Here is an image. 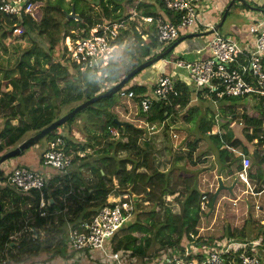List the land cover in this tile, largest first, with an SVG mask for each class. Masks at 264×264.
I'll list each match as a JSON object with an SVG mask.
<instances>
[{"label":"trees","instance_id":"1","mask_svg":"<svg viewBox=\"0 0 264 264\" xmlns=\"http://www.w3.org/2000/svg\"><path fill=\"white\" fill-rule=\"evenodd\" d=\"M31 2L32 16L26 15L20 20L11 21L0 13L1 39L12 36V30L19 27L21 34L18 38L29 43L24 50L17 47L20 53L18 52L19 57L12 68L4 69L0 65L2 74L0 113H3L0 118L4 120L0 131V156L18 146L29 133L35 135L49 126L61 116L62 110L67 106H78L103 94L137 66L164 52L169 46H160L157 42V19L174 25L180 21L179 14L166 10L160 0H31ZM95 2H98L96 6ZM92 4L95 10L92 9ZM72 10L78 19L67 17ZM143 18L152 19L148 27L144 26ZM120 23H123V28L119 30L115 40L114 61L103 69L100 77L88 69L81 71L70 62L63 45L65 38H85L97 24ZM0 47L1 50H5L3 45L0 44ZM262 65L264 71V59ZM142 73L144 71L136 74L129 83L140 78ZM151 89L137 82L123 87L126 93L133 94L131 101L138 107L139 117L149 124H163L176 114L177 109L188 108L183 119L188 124H194L191 129L194 135L190 134V140L185 145L187 153H175L171 146L165 143L162 152L172 154L174 159L168 171H160L152 162L154 160L152 153H155L153 141L143 138V130L130 123L120 122L119 127L114 124V119L119 120L113 112L120 99L117 94L88 106L80 113L86 112L93 116L92 126L99 128V135L95 134L92 137L84 128V132L88 134L84 143L75 139L70 130L65 136H55L64 139L67 154L74 151L71 165L74 161L84 163L78 171L71 172L70 167L64 179L55 174L41 191L20 193L8 186L0 189L3 194L0 198V254L4 250H11L9 248L11 236L26 227L43 230L48 234L44 239L41 236L33 238L31 232H25L19 245L12 248L25 257L10 253L11 264H31L29 260L42 254L46 244H49V247L53 244L55 235H60L61 246L49 254H53L52 257L59 255L68 258L66 257L68 245L64 243L63 234L67 240L70 225L75 226L80 221L89 219L108 205L107 200L110 198L114 183L122 191L121 194H126L128 189L133 195L144 194L152 207L150 211H136L139 201L134 203L136 208L134 215L110 240L113 252L129 251L132 257L144 259L148 257L150 250L157 246L158 250L166 252L172 249L174 253L181 255L188 245L203 251L213 250L218 244L228 243L231 238L237 241L259 242L258 258L260 264H264V225L259 222L258 225L254 223L257 226L256 232L248 231L247 227L250 225L244 224L241 231H245V235L225 234L219 239L211 236L198 237L200 222L208 213L200 210L201 198L204 195L207 197V208H210L212 195L201 193L199 190L198 171L188 170L179 165L185 158L191 161L193 152L202 144L203 150L198 156L211 152L214 156L212 170L215 169L216 175L225 179L238 172L241 157L246 156L251 161V168H255L254 172H251V168L248 170L249 179L256 183L254 193L262 192L263 100L246 94L217 99L214 93L209 94L207 89H203L196 98L203 97V100L214 108L207 105L205 111L201 113L197 105L193 108L190 106L192 91L184 84L175 82V89L179 95L171 97L169 104L153 100L150 111L143 114L139 103L142 98L151 97ZM7 108L10 109L9 116L5 114ZM80 113L67 124H71ZM17 119L19 123L16 126L11 125V121ZM235 122L244 125L243 135L249 143L259 148L253 157L249 156L239 142L233 140L231 125ZM108 128H114L118 137L112 138ZM164 130L167 138L168 125ZM53 135L54 133H51L46 138L47 141L55 138ZM93 138L97 145H92ZM96 146L99 147L95 149ZM87 149L93 150V155L79 157L78 153ZM236 150L238 154L234 153ZM28 151L29 149L21 155ZM124 152L128 153L127 158L118 157V154ZM23 167L33 171L32 168ZM83 167L91 172L97 181L88 184V180L82 176ZM15 168L17 167L10 171L8 169L5 173L8 175ZM174 173H177V176H173ZM3 176L4 173L0 171V179ZM41 199L46 202L43 210H39ZM5 203L10 204V209L5 208ZM174 204L178 205V214L171 211ZM41 212H46V216L40 217ZM231 215L234 219V215ZM141 216H144L145 223L141 221ZM61 250H64V253H61ZM239 253V249L234 253V264H240L237 259Z\"/></svg>","mask_w":264,"mask_h":264},{"label":"built area","instance_id":"2","mask_svg":"<svg viewBox=\"0 0 264 264\" xmlns=\"http://www.w3.org/2000/svg\"><path fill=\"white\" fill-rule=\"evenodd\" d=\"M160 1L166 10L180 16L177 25L157 19L156 39L160 46H170L178 39L180 31L183 30L212 31L211 39L205 44V47L209 49V58L205 60L196 58L191 62H185L178 58L173 60V65L176 68L187 72L188 83H186V87L192 91V95L196 98L197 94L203 89H207L209 94L214 93L217 99L224 96L254 95L257 99L263 100L264 108V71L262 65L264 59V14L260 20L252 23L249 27V33L253 37V46L244 48L233 39L221 36L218 31L214 30V26L201 22V13L208 7L206 0ZM32 9L31 0H0V13L11 21L14 19L20 20L21 17L26 15L32 16ZM142 20L145 23L152 22L151 18H143ZM121 28H123V23L97 24L90 30L88 37L65 38L66 44L64 47L69 55L70 62L78 66L81 71L88 69L100 77L103 69L114 61L116 53L115 40ZM18 33L21 34V29L15 27L12 30V35ZM164 62L169 61L166 58ZM117 95L120 99L132 100L133 98L132 93H126L123 89ZM178 95L172 77L161 73L154 78L151 97L141 99L139 103L141 112L147 114L153 100L169 104L170 98ZM144 126L149 131L159 132L164 130L167 125L166 122L163 124L145 122ZM108 132L112 138L118 137V133L114 128H108ZM71 161V154L65 152L64 139L62 137L53 138L48 143L47 152L43 155V165L55 170L57 173L67 174L71 167ZM250 166V159L242 156L240 169L236 174L237 181L239 180L244 184L248 183L247 172ZM64 177L62 178L64 179ZM53 178L46 179L38 172L25 167H17L7 175L3 185L20 193H28L32 190L41 191L46 182ZM107 203L108 205L101 208L89 219L68 227V262L66 264H84L85 260L93 261L94 264L96 262L91 255L94 251L102 255L107 261L106 264H133L129 251H112L110 240L131 218V214L134 212V202L127 194L118 195L116 198L110 194ZM111 204L113 206H110ZM206 205L207 197L204 195L200 203L202 212H205ZM45 207L46 202L41 199L39 210H43ZM39 216L45 217L46 212H41ZM38 231L40 230L26 227L24 230L14 233L11 238L17 235L21 237L25 232H31L32 237L37 238L39 236ZM259 247L260 243L257 241L246 242L235 239H230L228 243L218 244L217 248L213 250L203 251L195 246L188 245L181 255H177L171 250L172 253H167L160 262L153 264H234L235 258L233 256L238 249L240 253L237 255V259L240 264H260L257 253ZM200 251H202V254ZM3 252L0 254V264H11L8 254L5 255ZM190 256L193 258L190 259Z\"/></svg>","mask_w":264,"mask_h":264},{"label":"rangeland","instance_id":"3","mask_svg":"<svg viewBox=\"0 0 264 264\" xmlns=\"http://www.w3.org/2000/svg\"><path fill=\"white\" fill-rule=\"evenodd\" d=\"M209 1L210 0H206V2H209ZM237 1H239V0H237ZM91 6H92V9L95 10L94 5L92 4ZM207 6H208V4H207ZM242 11H244L242 8L240 9V8H237L236 6H234L230 10L229 15H227L226 21L224 22V24L221 27V29L218 31L221 36L229 37L230 33L228 32V28H229V23H230L231 20L237 22L239 25L240 24L241 25H243V24L248 25L249 19L246 17V13H247V15H250V14L251 15H255V12L252 13L251 11H246L245 10L246 12H244V14H242ZM149 24H151V23H149ZM144 26L148 27L146 25H144ZM201 32H203V31H201ZM19 35H20V33L12 35V36H9V37H7L5 39H1V36H0V44L3 45L4 48H5V50H1L2 48L0 47V65L2 67H4V69H8V68L10 69V67L12 68L14 66L15 62L17 61V59L19 57L18 55L20 53V51H17L18 50L17 49L18 46L21 48V50H24V49H26L29 46V43L26 40H22V39L18 38ZM143 39H144V37H143ZM195 40H192V41L188 40L187 41V39H186V40L180 42L176 46V48L174 49V52H175L176 49L178 50V49L181 48V44H183V43L187 44L188 43V45L185 46V50H189L192 53H191L190 56H186V57L182 56V59L185 62H191L193 60H196V58H198V56L195 55V48L199 47L200 44L198 42H196ZM65 44H66V41L64 40L63 41V45H65ZM173 54L174 53H172L167 59H172L173 58ZM164 58H166V57H164ZM150 68L149 67L146 68L144 73H143V75L145 73L149 72ZM1 75L2 74H0V80H1ZM136 82H137V80H133L130 83H128V86H131V85H133ZM8 90H10V88H8ZM203 99H204L203 97H202V99H199V98H195L194 96H192V101H191L190 106L197 105L199 107V110L201 111V113H203L205 111L206 106H207V104H205V101ZM75 107L76 106H74V105L67 106L66 108H64L62 110V114H61L60 117H62L63 115L69 113ZM212 107L213 106H210L209 108H212ZM130 109L133 111V114H132L133 117H138L139 116L138 115V107L131 100L119 99L117 106L113 108V112L117 115V118L119 120H128L129 121L131 119V116L129 115ZM187 110H188V108L177 109L176 114L173 115L169 120H167V122H166V125H168L167 138L165 137V135H166V131L165 130H162V131H159V132H157V131L152 132V131H149L148 129H146L145 126L143 128L139 127L140 129L143 130V137H146V136L150 135L148 138L151 141H166L167 145H168V141H169V143H170L169 145L171 146L172 149H174V148L172 147L171 142H174L176 145H179L178 146V152L187 153L186 152L187 151L186 148H185V151H181L180 150V149H182L181 146H183V144L185 142L190 140V134L194 135V132L191 130V129H193L194 124L193 123L188 124L183 119L185 117L186 113H187ZM9 113H10V109L7 108L5 110L6 116H9ZM2 114L3 113H0V116ZM126 116H130V117H126ZM88 119H91V121L94 120V118H93V116L91 114L86 113V112L80 113V115H78V117L71 124H67L66 123L63 126H61L58 129H56V131L53 132L54 133L53 137L60 136V135L64 136V134L68 131V129L70 131L78 132L79 127H81L79 125L81 122H83L82 126H84V128L90 127V125L87 124L88 123ZM3 121L4 120H2L0 118V124L1 125H3ZM18 123H19L18 119L11 121V125H16ZM215 132H216V130L213 131V133H215ZM30 134L31 133H29L28 135H30ZM46 138L47 137L41 139L40 142L37 145L34 146V148H30L29 149V150H32L33 153L41 155L42 163H43V155L47 152L48 143L51 141V140L47 141L48 139H46ZM94 142L95 141H93V143ZM179 143H181V144H179ZM185 144H184V146H185ZM94 145H97L96 142L94 143ZM154 149H155V151H154L155 153H152L153 154L152 156H153L154 160H152V162L154 163V166L157 167L156 166L157 165L156 164V160L157 161L159 160V163L165 161V164H164L163 167H162V164H160V166L157 167L160 171H164L163 169L167 168L166 165L168 164V162H170V159L165 158V157L163 159L159 158V156L163 154L162 150L160 151L159 155H157V151H156L157 150V146L156 145H154ZM202 150H203V146H202V144H199V146L197 148V153H200ZM70 153H73V151H71ZM81 154H84V152H79L78 153L79 157L83 156ZM196 156H197V158H196ZM71 157L73 159L74 155L71 154ZM118 157L127 158L128 157V153H125V152L124 153H120V154H118ZM11 160L12 159L6 161L4 163V165L1 166V168H3V171H4V176L0 179V187L5 186V185H3L4 181H5L6 177H7V174L5 173V170L7 169L6 166H8V164H10ZM211 160L212 159L209 158V157L208 158H204V156H202V155L198 156L197 154H195L192 157V159H191V161L194 162L195 164H192V162L190 160H187V158H185L184 161L179 163L180 166L184 165L185 169H189V170H195L198 167H201L203 165L206 167V169L201 170L202 172L198 175V183H199V190L200 191L202 190L201 193H206L207 195H209V194L213 195V193L217 189V178H218V176L216 175V170L215 169L212 170V168H211L212 165H213L212 164L213 162L211 163ZM83 164L84 163L82 161H74L73 165H71V169H70L71 172L78 171L79 167H82ZM208 166H210V167H208ZM170 167H171V165H170ZM250 168H251V166H250ZM82 169H83V171H85L84 167ZM44 172L46 174H49L48 171H44ZM139 172H141V170H139ZM199 172H200V170H199ZM208 172H211V173H208ZM57 174L59 175L60 178L65 176V173H63V172L56 173V175ZM206 174L209 175L208 176L209 179L206 177L207 176ZM213 174H215V177H214ZM247 174H248V172H247ZM43 175L46 177L45 174H43ZM173 176H177V173H174ZM108 178H110V177H108ZM236 178L237 177L235 175V179ZM111 180H113V179L111 178ZM115 184L116 183H114V188L112 189V191H115V192H113V193L111 192V194H112V196H114L116 198V196L123 195V194H121L122 191ZM225 184H226V187H229V186H227V185H229V181H225ZM247 185H249V179H248V183L247 184H244V183L238 181V183L235 186V188H233L232 193H228L226 191H223L222 193H220V195L217 197V200L215 201V206L216 207H215V209H213V211L210 212L211 208H209V207L207 208L206 207L205 212H208L206 218H207L209 224L211 223L212 220L215 221V224H214V226L213 225L212 226H208L207 230H203V231H201V233H200V229L201 228H199L198 231L200 233V236H198V237H200V238H208V237L211 236V237H214V238L216 237L217 239H219L225 234L226 235L231 234V235H236V236L245 235V231L242 232L241 229H242L243 225L246 224V223L248 225H250V226L247 227L248 231L249 230L250 231L253 230V232H256L257 231V226H255V224L258 225V223L254 224V222H253V224H252L251 222H249L250 220L247 218V216H248L247 214H246V216H244V218L242 217L243 215L241 216V219L243 221L240 222L239 221V219H240L239 218V213L233 212L234 210L233 211L232 210L227 211V209L229 207H231V206L235 207L234 203L236 204V202L238 204V207H242L245 203H246V205H250V208L251 209L253 208V211H254L252 217H254L257 221L261 220L262 224L261 223L260 224L263 225L264 222H262V220L264 219V215L262 214V211L257 208L258 204L256 202H258V201H256L254 199V205L252 206V204H253L252 198L249 197L248 195H244V193H243L244 190H247V188H250V186H247ZM132 196L133 197H137V201H139L137 210H136L135 205H134V212L133 213H135V210L136 211H144V212L151 210L152 205H150L146 201V198L144 197V194H142V193L136 194L135 193ZM166 199H168V198H166ZM169 199H171V198H169ZM218 200H219V202H217ZM259 204L264 206V196H263L262 200L260 199V203ZM5 206H6L5 208L10 209V204L9 203H5ZM173 206L178 208V205L177 206L173 205ZM176 212H178V211H176ZM133 213L131 214V217L134 215ZM231 214L234 215V217H235L234 219L232 218ZM250 217H251V215H250ZM143 219H144V216H141V221L143 223H145L143 221ZM27 222H28V220H27ZM227 226H228V228H227ZM37 233H38L39 236H41L44 239H46L48 237V234L45 231H43V230H40ZM63 237H64V243H67V240H66V237H65L64 234H63ZM230 239L231 238H229V240ZM20 240H21V237H19L18 235L16 237H14V238L12 237L11 238L12 242L10 244L11 250L4 251L3 253H5V255L8 254L9 257H10V253L18 255V256H21V258L24 257L25 256L24 254H21V253L18 254V252L16 250H12L13 247L19 245L18 243L20 242ZM60 246H61L60 235H55L53 244L50 247H49V244H46V249L43 252V254L41 255V258H43V259L39 260L38 257H33L32 259H30L31 264L32 263L33 264H41V263H43L41 261H43L45 258L52 257L53 254L50 255L49 253H52L51 251H53L55 249H58ZM157 249H159V247L154 246V248L152 250H150V252H149V257L146 258V259H138L139 262H137V263L138 264H153V263H155L153 261L155 260L154 258L157 257V255H158L157 252H156ZM170 250H172V249H170ZM60 252L64 253V250H61ZM169 252L172 253L173 251L172 252L168 251L167 253L169 254ZM200 252L202 254V251H200ZM163 258H164V256L163 257L162 256L159 257L157 262H160Z\"/></svg>","mask_w":264,"mask_h":264},{"label":"crops","instance_id":"4","mask_svg":"<svg viewBox=\"0 0 264 264\" xmlns=\"http://www.w3.org/2000/svg\"><path fill=\"white\" fill-rule=\"evenodd\" d=\"M231 1L232 0H210L209 2H207L206 5L208 4V7L205 8V11L201 13V17H200L201 18V22L203 24H206V25L214 26V29H215V27H217V25L221 22V18L223 16L225 8L229 5V3ZM235 1L236 2H234L230 6V8H229V10H228V12L226 14V18H227V15H229L230 10L234 6H236L237 8H240V9L242 8L244 10V11H242V14H244V12H246V11H251L252 13L254 12V11L248 9L245 4H247L248 6H250L252 8L264 9L263 8L264 7V0H242L243 2L237 1V0H235ZM242 6H244V7H242ZM262 15L263 14L260 13V12H255V15H251V14L247 15V13H246V17L249 19L248 25H246V24H243V25L240 24L239 25L237 22L231 20L230 23H229V28H228V32L230 33L228 38L231 37L230 39H233L234 41H236L239 45H241L244 48H251L253 46V37L249 33V27L252 25V23H255L256 21L260 20L262 18ZM226 18L223 21L222 25L219 27L218 31L223 26L224 22L226 21ZM144 25L149 26L150 24L149 23H145ZM201 28L203 29V27H201ZM201 31H200V29H198V30H194V29L183 30V31H180V35H179L178 38H181V37L184 38L183 41L186 40V39H187V41L188 40L192 41V40L196 39L195 41L198 42L200 44V46L195 48V55L198 56L197 59L205 60V59L209 58V49L207 47H205V44H206V42L209 39H211V35L204 34V33H207L209 31H203V32H201ZM194 34H199V36L198 37H188L189 35H194ZM224 37H226V36H224ZM187 45H188V43L187 44L183 43V44H181V48L180 49H178V50L176 49L175 52L173 51L174 52L173 58L172 59H167L169 62H164V60L159 61L158 63H156L157 65L155 64L153 67H151L149 69V72L145 73L144 75L142 73L143 76L141 75L140 78L137 79V83H139L140 85H143V86H147L148 88L151 89L153 81H154V77H156L157 75L163 73L164 75L172 77L173 81L180 82V83H182V84H184L186 86L187 85L186 83H188V74H187L186 71L176 68L173 65V60L175 58L182 59V56L186 57V56H190L191 55V53H192L191 51L185 50V46H187ZM10 90H11V88H10ZM205 104H207L206 101H205ZM195 106L196 105L192 106V108L195 107ZM132 114H133V111L130 109L129 115L131 116V119L129 121L128 120H118V121L119 122H125V123L133 124L134 126H136L138 128L139 127L143 128L144 125H145L144 119H142L139 116L138 117H133ZM130 116H126V117H130ZM92 122L93 121H91V119H88V123L87 124L90 125V127H87L86 131L88 130L87 133L88 134L90 133V136L93 137V135H95V134L99 135L100 131H99V128H96V127L92 126ZM82 124H83V122H81L79 124L81 127H79L78 132L70 131L71 135H73V137L75 139H78V141H80V143H84L86 141L87 136H88V134L86 132H84V130H83L84 126H82ZM16 125H14V126H16ZM2 128H3V125L0 124V131H1ZM68 131H69V129H68ZM66 133L64 134V136L66 135ZM31 136H33L32 133L30 135H28L27 137H25L24 140L28 139ZM91 141H96V140L93 138ZM73 142H76V141H73ZM187 142H185V143L187 144ZM94 143L92 142V145H94ZM165 143H166V141L165 142L164 141H153V144L157 146V150H156L157 151V155H159V153L162 150V148L164 147ZM169 144L170 143L168 141V145ZM171 144H172V147L174 148L173 151L175 153L178 152V146L179 145H176L174 142H171ZM179 144H181V143H179ZM184 144H183V146L180 145L181 148H182V149H180L181 151H185L186 146H184ZM102 145H103V142H102ZM97 148H98V146H96L95 149H97ZM73 153H74V151H73ZM162 153L163 154L160 155L159 158L163 159L165 157V158L170 159V162H168V164L166 165L167 168L163 169L164 170L163 172H165V171H168L171 168L170 165H171V163H172V161L174 159V156L171 155L168 152H165V151H163ZM234 153L238 154V151L236 150ZM195 154H197V155L199 154V153H197V150L195 152H193L192 156H194ZM81 155H83V157L84 156H91V155H93V150L87 149L84 152V154H81ZM202 156H204V158H208V157L211 158L212 159L211 163L214 161V156L212 155L211 152H207V153L203 154ZM196 158H197V156H196ZM156 164H157L156 165L157 167H159L160 164H162V167H163L164 164H165V161L159 163V160L158 161L156 160ZM192 164H195V163L192 162ZM2 165H4V164H2ZM21 165L26 166L28 168H32L33 171L38 172V173H40L42 175L45 174L46 175V179H50L52 177H55V174H56V172L52 171L51 169H49L47 167H44V165L42 164V161H41V155L33 153L32 150H29L24 155H21V156L15 158V159H12L10 161V164H8V166H6L7 169L5 171H8V169L10 171L15 166L16 167H23ZM182 166H184V165H182ZM208 167H210V166H208ZM203 169H206V167L204 165L201 166V167H198L197 169L192 170V171H198L199 172V170H200V172L198 173V175H199L202 172L201 170H203ZM0 171L4 173L3 168H1ZM44 171H48L50 175L46 174ZM254 171H255V168L254 167L251 168V172H254ZM208 173H211V172H208ZM206 175H207L206 177L208 178L209 175L208 174H206ZM213 175L215 177V174H213ZM235 175L234 176L230 175V176L226 177L225 179L220 177L222 179L223 185L226 186L225 181H229V185H227V186H231L235 181H237V179H235ZM82 176H83L84 179L88 180V184H92L95 181H97V178L89 171H86V170L82 171ZM248 179H249V177H248ZM237 183H238V181H237ZM235 186H234V188H235ZM247 186H250V188H247V190L243 191L244 195H248L249 197L252 198V200H253L252 206L254 205V199L256 201H258V202H256L258 204L257 208L259 210H261L262 214L264 215V206L259 204L260 203V199L261 200L263 199L264 189H263L262 192L254 193V188L256 186V183H255L254 180H250V179H249V185H247ZM0 189H2V188L0 187ZM222 192H220V193H222ZM2 195L3 194L0 192V198H1ZM217 202H219V200ZM174 205L177 206L176 204H174ZM234 206L235 207H232V206L229 207L227 209V211H229V210L233 211L234 210L233 212L239 213V218H240L239 221L240 222L243 221L241 219V216L243 215L242 217L244 218V216H246V214H247L248 215L247 218L250 220L249 222H251L252 224H253V222L254 223H257V222L261 223V220L257 221L254 217H252L254 211H253V208L252 209L250 208V205H246V203H245L242 207H238V204L236 202V204L234 203ZM215 207L216 206L214 205V209H215ZM171 211L174 214H178L179 213V208L174 207V208H172ZM176 211H178V212H176ZM250 215H251V217H250ZM262 222H264V219L262 220ZM214 224H215L214 220H212L211 223L209 224L207 218L202 219L201 222H200V225H199V228H201L200 229V233L203 230H207L208 226H212V225L214 226ZM263 225H264V223H263ZM200 233L198 234V236H200ZM107 244H108V246H110L108 242H107ZM9 248H10V244H9ZM168 251H170V250H167L165 252V251L157 249L156 252H157L158 255H157V257L154 258L155 260L153 262H157L159 257L165 256ZM42 254H39L37 256L39 260L43 259V258H41ZM67 254H68V251H67ZM67 254H66V257H67ZM91 255H92L93 260L96 262L94 264H106L107 261L102 257V255L99 252L94 251ZM148 257H149V255H148ZM144 259H146V258H144ZM132 261H133V264H138L137 262H139V260L136 257H132ZM41 262H43L41 264H66L68 262V258H62V256L56 255L54 257L45 258ZM84 264H93V261L85 260Z\"/></svg>","mask_w":264,"mask_h":264},{"label":"water","instance_id":"5","mask_svg":"<svg viewBox=\"0 0 264 264\" xmlns=\"http://www.w3.org/2000/svg\"><path fill=\"white\" fill-rule=\"evenodd\" d=\"M241 2H243L242 0H239ZM235 2V0H232L231 3L225 8V11L223 13V16L221 18V22L217 25V27H215V31H217L219 29V27L222 25L223 21L226 18V14L230 8V6ZM95 5L98 4V2L94 3ZM247 6L248 9L254 11V12H260L262 14H264V9H258V8H252L250 6H248L247 4H245ZM67 17L70 19L75 18L78 19L77 16L74 14L73 10L71 11L70 14L67 15ZM212 31H209L207 33L204 34H211ZM199 35H189L188 37H198ZM184 38H179L177 41H175L171 46H169L164 52L154 56L153 58L149 59L148 61H145L144 63L140 64L139 66H137L135 69H133L130 73H128L119 83L111 86L109 89H107L103 94L98 95L94 98H91L89 100H87L86 102L76 106L72 111H70L69 113L63 115L62 117H60L59 119L55 120L53 123H51L49 126H47L46 128L42 129L41 131H39L38 133H36L35 135L29 137L28 139L22 141L18 146H16L15 148L7 151L6 153H4L3 155L0 156V166L2 164H4L6 161L13 159V158H17L19 157L23 152H25L26 150L33 148L35 145H37L41 139L48 137L51 133H53L54 131H56V129H58L59 127L63 126L64 124H66L69 120H71L72 118H74L79 112H81L82 110H84L85 108H87L88 106L98 102L101 99L104 98H110L114 95H116L125 85H127L129 83V81L139 72L141 71H145L146 68H150L153 67L156 63H158L159 61L163 60L164 57H167L170 53H172V51L176 48V46L183 41ZM114 124L116 126H120V122L116 119L113 120ZM243 129H244V125H242L241 123H233L231 125V131L233 134V140L237 141L240 143L241 147L244 148L247 153L249 154L250 157L254 156V153L257 152L259 150V148L251 143L248 142V140L245 138V136L243 135ZM237 184V181H235L231 186L226 187L223 185L222 179L220 177L217 178V189L215 190V192L212 195V202H211V209L210 212L213 211L214 209V205H215V201L217 200V197L219 196L220 192L222 191H226L228 193H232V190L234 188V186ZM127 194L132 197V201L135 203L137 201V197H133L131 190L127 191ZM52 203V201H51ZM0 212H1V205H0ZM1 218V216H0Z\"/></svg>","mask_w":264,"mask_h":264},{"label":"clouds","instance_id":"6","mask_svg":"<svg viewBox=\"0 0 264 264\" xmlns=\"http://www.w3.org/2000/svg\"><path fill=\"white\" fill-rule=\"evenodd\" d=\"M146 1H149V0H146ZM217 31H218V30H217ZM209 35H211V34H209ZM178 39H179V38H178ZM178 39H177V40H178ZM177 40H176V41H177ZM172 44H173V43H172ZM172 44H171V45H172ZM171 45H170V46H171ZM173 51H174V50H173ZM173 51H172V53H174ZM172 53H170L166 58H168ZM166 58H164L163 60H165ZM161 61H162V60H161ZM122 89H123V88H122ZM192 96H193V95H192ZM148 137H149V136H146V137H143V138L148 139ZM73 154H74V153H73ZM73 154H72V155H73ZM82 157H83V156H82Z\"/></svg>","mask_w":264,"mask_h":264},{"label":"bare ground","instance_id":"7","mask_svg":"<svg viewBox=\"0 0 264 264\" xmlns=\"http://www.w3.org/2000/svg\"><path fill=\"white\" fill-rule=\"evenodd\" d=\"M189 30V29H188ZM194 30H196V29H194ZM196 35H199V34H196Z\"/></svg>","mask_w":264,"mask_h":264}]
</instances>
